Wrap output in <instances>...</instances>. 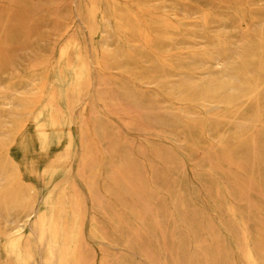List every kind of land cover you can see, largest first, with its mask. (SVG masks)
<instances>
[{"label": "rangeland", "instance_id": "obj_1", "mask_svg": "<svg viewBox=\"0 0 264 264\" xmlns=\"http://www.w3.org/2000/svg\"><path fill=\"white\" fill-rule=\"evenodd\" d=\"M263 75L264 0H0V264L62 190L67 264H264Z\"/></svg>", "mask_w": 264, "mask_h": 264}, {"label": "bare ground", "instance_id": "obj_2", "mask_svg": "<svg viewBox=\"0 0 264 264\" xmlns=\"http://www.w3.org/2000/svg\"><path fill=\"white\" fill-rule=\"evenodd\" d=\"M63 51L65 52L66 49H63ZM59 53H60V51H59ZM217 64L220 66L222 63L219 60V61H217ZM77 65H81V64H77ZM84 77H85V69L80 66L78 71H77V78L79 81H81V80H83ZM238 80H240V79H237V81H236L237 83H238ZM259 83H260L259 81H256L255 88L258 87ZM247 86H248V84H247ZM236 88H237V86H236ZM262 90H260V91L262 92ZM254 91H255V89H254ZM256 94H258V93H256ZM219 106H221V105H219ZM214 107L216 108L217 105L213 106V110H214ZM256 123H257V121H256ZM242 125H244V124H242ZM242 125H241V127H242ZM51 128L57 129V130L63 129L62 121L59 120L57 117H52V119L50 120L49 123L39 121V124L35 129L37 130L38 135L42 139L47 140L49 137V131ZM238 128H239V126H238ZM246 129H248V128H246ZM238 131L240 132V130H238ZM69 137H70V139L73 138V133L71 130H69ZM65 161H66V157L64 155L60 156L57 160H55L53 162V164L51 166L46 168L42 173L53 178L55 176V174L58 172V168ZM2 171H0V173ZM1 176L2 175L0 174V179H1ZM43 183H44V181H43ZM24 191H26V190H24ZM63 192L65 193V191L62 190L56 198L53 196V192L51 193V195L49 196L48 201H47V203L49 205V211L40 212L36 216L35 220L32 223V226H31L33 229V231H32L33 234H26L23 231L22 227L21 226L19 227L20 224L14 228L13 233L11 234V236H9V238L6 241V244L4 246L7 264H35L36 257L40 253V250L42 248H43L42 260H43L44 264H67L70 257L76 254L79 245L77 244V242L75 240V236H76V229L78 227V223H79L78 221L79 220H78V217L76 216V217H74L70 227L67 226V224L65 222V207H64L63 203L60 201V199L62 197L61 195H63ZM23 228H25V227H23ZM33 237H35V238H33ZM77 237H78V235H77ZM68 238L73 239L71 244H69L67 242Z\"/></svg>", "mask_w": 264, "mask_h": 264}]
</instances>
